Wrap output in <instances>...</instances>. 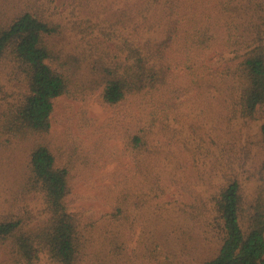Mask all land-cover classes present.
<instances>
[{
    "label": "rangeland",
    "instance_id": "rangeland-1",
    "mask_svg": "<svg viewBox=\"0 0 264 264\" xmlns=\"http://www.w3.org/2000/svg\"><path fill=\"white\" fill-rule=\"evenodd\" d=\"M178 3V32L168 17L143 34L170 44L167 83L112 106L101 81L90 90L80 78L102 77L114 55L126 59L134 20L159 19L161 1L0 0V22L32 10L59 25L47 43L78 67L82 90L55 100L48 133L15 135L3 121L27 93V76L17 62L0 61V218L21 217L28 229L48 219L43 193L29 190L30 151L47 144L72 173L66 201L84 227L74 264H202L221 246L214 206L229 180H241L246 202L264 198V119L240 114L242 82L225 73L264 45V0ZM191 27L204 29V47L188 53L181 38L167 39ZM200 65L209 75L195 82ZM0 264H21L11 240L0 239ZM36 264L62 263L41 253Z\"/></svg>",
    "mask_w": 264,
    "mask_h": 264
},
{
    "label": "trees",
    "instance_id": "trees-1",
    "mask_svg": "<svg viewBox=\"0 0 264 264\" xmlns=\"http://www.w3.org/2000/svg\"><path fill=\"white\" fill-rule=\"evenodd\" d=\"M154 1H161L166 9L159 19L144 16L134 20L129 41L131 50L126 59H122L121 54L114 55L115 61L103 67L102 77L93 75L86 81L80 78L82 87L90 90L95 82L101 81V97L106 104L116 106L131 97L153 93L168 81L171 66L167 62L169 42L143 34L168 17L172 30L178 32L177 6L180 7V0ZM149 7L152 6L146 3L137 10L142 12ZM156 10L154 6L152 12ZM193 29L196 28H189L185 34L169 33L167 39L173 43L181 38L182 49L190 53L194 47H204L207 42L204 29L191 33ZM57 32L58 24L32 10L21 11L6 22H0V61L9 58L17 62L27 76V93L9 108L3 121V127L15 135L48 133L55 100L63 94L75 97L82 91L74 83L80 75L78 67L63 61L47 43L48 38ZM124 41L126 44L128 39ZM201 67L194 70L195 75L197 73L195 82L209 75ZM225 73L242 82L240 114L264 119V45L253 46L239 63L227 67ZM143 136L138 133L133 136L135 146L143 144ZM29 165V190L43 193L48 219L36 229H28L21 217L0 218V239L11 240L21 264H36L41 253H47L59 263L74 264L83 250L84 227L66 201L71 191L70 168L59 163L56 154L45 143L32 148ZM245 198L238 177L231 178L220 191L214 206V219L222 234V242L219 251L202 264H264V198L258 196L249 202Z\"/></svg>",
    "mask_w": 264,
    "mask_h": 264
}]
</instances>
